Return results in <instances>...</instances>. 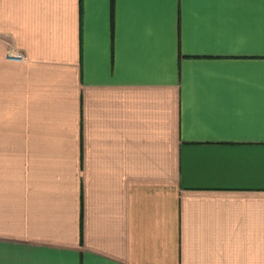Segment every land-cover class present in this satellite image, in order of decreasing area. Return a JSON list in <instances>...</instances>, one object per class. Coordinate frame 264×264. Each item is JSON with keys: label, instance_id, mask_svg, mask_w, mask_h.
Returning a JSON list of instances; mask_svg holds the SVG:
<instances>
[{"label": "crops", "instance_id": "crops-1", "mask_svg": "<svg viewBox=\"0 0 264 264\" xmlns=\"http://www.w3.org/2000/svg\"><path fill=\"white\" fill-rule=\"evenodd\" d=\"M0 264H264V0H0Z\"/></svg>", "mask_w": 264, "mask_h": 264}, {"label": "built area", "instance_id": "built-area-1", "mask_svg": "<svg viewBox=\"0 0 264 264\" xmlns=\"http://www.w3.org/2000/svg\"><path fill=\"white\" fill-rule=\"evenodd\" d=\"M7 56L9 58H12V59H22V58L25 57V55L23 54V52L18 51V50H9L7 52Z\"/></svg>", "mask_w": 264, "mask_h": 264}]
</instances>
